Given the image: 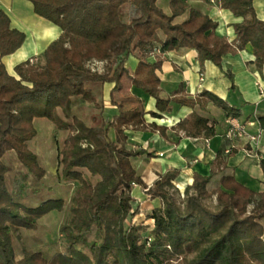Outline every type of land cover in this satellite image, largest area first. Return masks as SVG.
<instances>
[{"label": "trees", "instance_id": "1", "mask_svg": "<svg viewBox=\"0 0 264 264\" xmlns=\"http://www.w3.org/2000/svg\"><path fill=\"white\" fill-rule=\"evenodd\" d=\"M26 1L31 2L36 16L57 26L61 34L39 59L17 65L15 76L0 60V264H264V192L254 193L232 175L216 177L211 172L209 176L193 173L192 184L180 194L174 186L180 173L177 169L167 170L147 186L131 159L152 154L128 149L125 133L146 126L145 113L139 108L119 107L111 120L99 116L91 126L77 117L65 123L59 116V111L68 115L72 99L100 109L88 84L113 83L110 100L115 106V95L128 84L155 100L157 113H149L151 117L161 118L171 105L188 107L192 112L172 130L182 131L186 138L211 139L217 121L208 105L226 118H237L240 110L204 89L189 97L180 86L168 98H161L158 72L162 60L148 59L188 48L196 51L200 66L211 62L222 70L224 56L250 45L254 57L250 64L259 71L264 66V22L255 14L256 0H215L221 9L243 18L233 24L235 40L231 43L217 37L216 22L191 8L186 0H169L170 14L158 6L163 0ZM124 9L128 10L126 21ZM186 12L188 18L177 21ZM24 40V34L11 29L8 16L0 11V59L17 51ZM129 56L137 60L132 73L125 67ZM32 59L37 61L31 63ZM88 62H106L108 68L93 71L86 67ZM223 74L233 89L232 74ZM36 119L68 132L60 151V174L77 186L70 199L71 220L61 228L66 250L49 260L41 252H25L15 260L11 231H33L39 219L61 212L64 206L63 200L56 199L24 207L7 189L6 176L11 169L3 158L8 153L38 182L46 175L28 146L37 135ZM150 126L166 137L165 128ZM260 168L264 174L263 159ZM84 171L97 181L92 184ZM135 187L157 201L150 211L142 210L133 197ZM23 190L19 189V196ZM180 195L184 199L179 202ZM213 196L216 209L204 203ZM257 198V209L248 212ZM141 214L144 221H135ZM90 235L93 239L87 242ZM189 255L194 256L187 259Z\"/></svg>", "mask_w": 264, "mask_h": 264}, {"label": "crops", "instance_id": "2", "mask_svg": "<svg viewBox=\"0 0 264 264\" xmlns=\"http://www.w3.org/2000/svg\"><path fill=\"white\" fill-rule=\"evenodd\" d=\"M186 2L191 8L216 22L214 33L217 37L229 43L235 40L233 24L241 22L243 18H236L230 11L221 9L215 0H186ZM158 6L166 14H170L169 0L159 1ZM253 8L257 18L264 22V0L254 1ZM0 11L8 16L10 28L25 36L22 46L17 51L0 59L7 72L15 76L14 68L17 65L31 58L39 59L47 46L58 39L61 31L57 26L36 16L31 2L26 0H0ZM187 18L188 12L177 21H184ZM50 32L55 33V37L48 40L46 38ZM158 34L163 40V34L161 32ZM158 58L162 60L161 69L158 72L161 80V98H168L180 86L189 97H195L204 89L225 101L229 106L238 108L240 116L226 118L209 104L207 108L210 115L217 121L214 129L215 136L211 139L186 138L182 131L176 132L172 128L188 117L192 112L190 108L171 105L168 113L161 114V118H153L149 113H157L155 100L141 93L137 88L134 87V89L132 85L126 84L120 93L115 95L117 103L115 106L110 100L114 84L99 85L100 93L96 97L99 103L95 102L100 105V116L105 121L118 115L119 107L123 110L139 108L145 113L144 128L139 130L129 128L125 132L129 140L128 149L143 150L152 154L150 158L142 156L131 159L137 175L151 187L164 172L177 169L180 173L174 181V186L183 193L185 188L192 184L193 173L209 176L211 172H214L216 177L226 173L254 193L264 192V174L260 168V162L264 160V66L258 71L254 65L250 64L254 61L251 46L247 45L243 51L224 56L222 70L211 62H205L203 66H200L196 51L188 48L173 50L156 57L151 56L148 60L154 62ZM136 66V58L129 56L125 67L132 73ZM223 71H229L232 74L233 89ZM200 75H202V81L199 80ZM97 86L93 85V87ZM92 94L94 96L93 92ZM228 119L234 120L240 126V132L234 133L231 137L227 135L230 129ZM43 120H34V127H36L35 123ZM150 125L165 128L166 137H161L159 131L154 130ZM109 136L114 137L113 131H110ZM7 155L3 158L4 163ZM180 178L185 181L182 188L178 185ZM133 190V197L145 212L156 205L157 201L150 200L139 188L135 187ZM135 221H144V214L137 216ZM145 223L151 224L150 221Z\"/></svg>", "mask_w": 264, "mask_h": 264}, {"label": "rangeland", "instance_id": "3", "mask_svg": "<svg viewBox=\"0 0 264 264\" xmlns=\"http://www.w3.org/2000/svg\"><path fill=\"white\" fill-rule=\"evenodd\" d=\"M127 12L128 10L124 9L123 17L125 21ZM85 65H87V68L98 72H103L108 68L106 62H88ZM98 87L99 85L97 87H93L91 84L87 85V88L92 89L95 101L99 103V99H96L100 93ZM59 116L65 123H71L72 118L77 117L86 125L91 126L93 125V119L100 116V112L92 103H87L81 99H72L68 115L59 111ZM35 124L37 136L29 143V149L37 155L41 167L46 171V175L38 182L33 176L27 174L14 155H7L5 164L11 169L6 176L7 189L14 195L16 201L23 204L24 207H36L42 202L56 199L63 200L64 206L61 212L53 211L39 219L37 228L33 231L25 229H13L11 231V243L15 260H19L25 252H41L49 260L53 255L66 250L61 228L71 220L70 199L77 186L73 181H64L60 174V151L68 132L57 130L47 120ZM84 175L92 184L97 181V178H91L85 171ZM20 188H24L22 196L18 195ZM183 199L184 197L180 195L178 200L180 202ZM257 200L258 198L254 199L248 206V212L251 213V211L257 209ZM204 203L208 208L216 209L215 196L206 199ZM262 224L264 226V220ZM92 239V235L88 236L87 242ZM77 248L86 252L82 245H78ZM193 256L189 255L187 259H192Z\"/></svg>", "mask_w": 264, "mask_h": 264}, {"label": "built area", "instance_id": "4", "mask_svg": "<svg viewBox=\"0 0 264 264\" xmlns=\"http://www.w3.org/2000/svg\"><path fill=\"white\" fill-rule=\"evenodd\" d=\"M36 61H37L36 59L30 60L31 63H34ZM199 80L202 81V75H200ZM227 123L230 125V129L228 130L227 133L228 137L233 136L234 133L240 132V126L234 120L228 119Z\"/></svg>", "mask_w": 264, "mask_h": 264}, {"label": "bare ground", "instance_id": "5", "mask_svg": "<svg viewBox=\"0 0 264 264\" xmlns=\"http://www.w3.org/2000/svg\"><path fill=\"white\" fill-rule=\"evenodd\" d=\"M47 36H48V37H47L46 39L50 40V39H52V38L55 37V33L50 32V33H48ZM184 184H185L184 179H183V178H180V180L178 181V185H179V187L182 188V187L184 186Z\"/></svg>", "mask_w": 264, "mask_h": 264}]
</instances>
